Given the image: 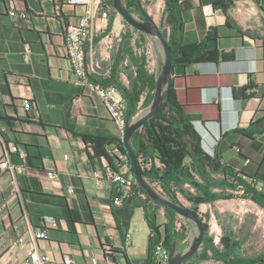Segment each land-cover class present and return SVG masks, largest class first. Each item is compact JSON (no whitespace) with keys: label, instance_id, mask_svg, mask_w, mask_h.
Masks as SVG:
<instances>
[{"label":"crops","instance_id":"0c3cea01","mask_svg":"<svg viewBox=\"0 0 264 264\" xmlns=\"http://www.w3.org/2000/svg\"><path fill=\"white\" fill-rule=\"evenodd\" d=\"M218 1L180 0L184 29L175 47L180 65L173 66L172 86L202 133L203 150L211 156L216 151L235 172L245 170L256 177L257 188L264 191V0H232L226 12L215 7ZM165 7V0H153L147 12L159 22ZM80 15L78 8L62 0H0V127L5 124L2 118L12 119L5 139L27 154L25 161L18 153L11 154L16 172L0 169V264H22L31 247H13V242L39 232L42 216L58 220V226H48V240L38 242L39 253L50 258L46 264H65L68 257L72 264H92V258L105 264L108 248L110 258L118 264H156L151 255L154 232L144 210H134L126 227L117 223L120 207L113 204L116 187L108 182L99 186L92 177L93 171L108 162L92 160V151L83 139L71 133L121 138L103 102L94 92L81 88L71 71L65 35L68 25ZM119 17L111 15L108 30L94 32L88 45L95 82L108 79L114 65L117 49L107 50L106 33L114 32L122 40L130 31L123 28ZM136 41L142 42V47L135 48V54L146 50V56L150 52L163 65L164 55L154 38L134 34L133 44ZM26 45L29 54L25 53ZM206 52L215 53L214 61L202 60ZM128 64L127 59L124 65ZM7 76H13L18 84V99L34 102L24 120L15 119ZM121 80L129 84L123 73ZM8 147L0 142V160ZM115 165L121 169L118 162ZM47 171H55L56 178L48 179ZM68 186L75 188L74 195L66 192ZM137 194L133 185L126 201ZM231 194V199L199 207L200 216L207 212L210 218L208 237L219 246L224 235L231 236L242 243L241 264L257 258L249 264H264V210L258 205L243 207L237 192ZM178 200L191 207L181 195ZM139 211L141 223L135 221ZM179 219V226L189 225ZM165 223L161 210L158 225ZM239 225L249 233L248 242L258 238L262 248H248L229 231ZM188 230L178 251L187 249L192 241L194 232ZM202 251L203 245L197 257ZM205 255L207 261L187 264L219 263L210 251Z\"/></svg>","mask_w":264,"mask_h":264},{"label":"trees","instance_id":"16d2710c","mask_svg":"<svg viewBox=\"0 0 264 264\" xmlns=\"http://www.w3.org/2000/svg\"><path fill=\"white\" fill-rule=\"evenodd\" d=\"M105 1L111 7V15L117 14L113 1ZM165 3L166 7L160 29L172 49V62L175 67L180 65V62L176 59L175 47L176 45L177 47L179 46V39L183 34L182 14L184 8L180 4V0H165ZM124 4L131 14L140 17V11L142 8L144 9V4L141 0H124ZM230 5H232V0H219L215 3V7H219L224 12ZM127 27L130 31L122 36L120 46L115 52L114 65L110 77L104 81L97 82L104 87L114 86L119 90L126 104V118L131 123L142 110L150 107L154 99L157 77L149 72L146 50L140 55L135 54V48H141L142 42L136 41L133 44L134 34H139L141 38L147 35L132 29L129 25ZM168 30H170L169 34ZM178 54L184 55L180 51ZM127 59L129 64L125 66L124 63ZM214 59V52H206L202 56V60L205 61H214ZM121 73L126 75L129 82L128 85L122 82ZM6 82L7 91L11 96V103L15 107V119L24 120L28 118L29 115L23 118L17 117V105L25 100L30 101L32 104L34 102L30 98L18 99L15 92L18 84H16L13 76H7ZM2 119L5 124L0 129L6 127L7 131L2 134L0 142L7 146L14 144L5 139L13 120L8 117ZM71 133L83 139L84 143L92 151V154H89L92 160L101 161L104 159L115 170H118L115 162L119 163L117 152L127 155L122 138L111 135L79 134L75 131H71ZM201 143L202 133L192 121L186 107L178 101L177 94L172 86L169 90L166 108L149 120L140 131L135 133L132 139V148L137 154L144 175L151 185L170 200L174 201L178 199V195H181L191 204L190 209L197 215L201 205L231 199L233 198L231 192L239 193L240 191L243 192V199L253 201L264 210V191L257 188L258 179L249 176L245 170L235 172L232 166H228L222 161L216 151L213 156L207 154L203 150ZM128 167L129 176L136 183L140 196L137 194V196H133L123 202L117 212L116 221L119 225L126 227L133 216L134 210L143 209L145 219L154 232V238L151 240V255L156 261L155 249L159 243H163L167 249L171 250L175 242L181 243L187 240L189 230L183 224L179 226V215L175 211L158 205L149 199L147 193L136 181L130 168V161ZM161 210H164V218L166 220L163 226L158 225V217ZM43 217H41V223ZM199 219L203 222V219L200 217ZM204 227L206 235L201 256L197 257L196 255L190 261H207L208 257L205 254L210 251L211 258L217 262L241 264L242 243L231 236L224 235L220 245L215 246L208 237V224L204 223ZM41 229H43V226ZM223 230L226 231L224 227ZM257 260L258 258L255 260L248 259L244 262L249 264L255 263Z\"/></svg>","mask_w":264,"mask_h":264},{"label":"built area","instance_id":"2783aa9c","mask_svg":"<svg viewBox=\"0 0 264 264\" xmlns=\"http://www.w3.org/2000/svg\"><path fill=\"white\" fill-rule=\"evenodd\" d=\"M65 4L79 8H84V13L78 16L76 22L71 24L65 35V43L67 50V58L71 66V71L76 80V83L83 88L89 89L94 92L106 107L110 118L118 127L121 138H123L125 129L129 122L126 118V104L122 94L114 86L104 87L101 84L91 79L92 69L88 62L87 48L90 43L91 37L94 32H105L108 30L109 21L111 18V7L105 0H62ZM118 14V13H117ZM119 15V14H118ZM107 50L113 51L119 48L121 37L114 32H108L105 36ZM25 53H30V47L25 46ZM147 64L149 72L158 77L161 67L155 57L148 52ZM18 118H23L33 110V104L30 101H21L18 105ZM7 131L6 127L0 129V139L2 134ZM117 152V151H115ZM18 153L22 160H26L27 154L21 150L17 145H9L7 153L0 160V169L3 171L16 172L18 167L11 161V154ZM119 165L120 170H115L109 165H105L101 169H97L92 172V177L97 181L100 186L104 182L111 183L116 187L117 194L113 198V203L117 207L123 205V202L127 199L131 187L136 185L133 178L127 175L129 170V159L127 155L120 154ZM68 159V156H65ZM126 170V171H125ZM46 176L52 180L56 178L57 173L55 171H47ZM154 187V186H153ZM155 188V187H154ZM66 192L69 195L75 194V188L68 186ZM239 193L243 194L242 191ZM161 194V193H160ZM240 203L243 207L249 208L251 205L256 204L248 199H241ZM42 226L39 232L31 234L27 239L26 237H19L14 240L13 247L23 246L29 244L31 250L28 256L24 259L22 264H46L50 261V258L45 255H41L38 251V242L48 240L47 228L48 226H58V221L53 216H44L42 219ZM130 234L127 235V241L130 239ZM105 264H118L114 259L110 258V249H106ZM170 250L167 249L163 243H159L155 249V258L157 264H169ZM92 264H99L97 258L91 259ZM72 260L68 257L65 260V264H72ZM217 264H221L220 262Z\"/></svg>","mask_w":264,"mask_h":264},{"label":"water","instance_id":"95a60500","mask_svg":"<svg viewBox=\"0 0 264 264\" xmlns=\"http://www.w3.org/2000/svg\"><path fill=\"white\" fill-rule=\"evenodd\" d=\"M115 11L124 19L132 29L154 38L164 53V63L156 80V90L154 99L150 107L141 111V113L128 124L123 136V144L127 151V157L130 161V168L133 175L142 189L147 193L149 199L156 204L167 207L175 211L179 217L192 223L196 226L197 232L193 236L192 241L187 249L178 251L179 243L175 242L173 248L170 250L169 264H187L188 261L193 260L196 254L201 250L203 241L206 235V230L203 222L199 216L183 204L180 200H170L160 194L144 175V171L140 164L139 158L132 148V139L136 132L140 131L145 124L162 112L168 103L169 90L172 87L173 79V62L172 49L160 27L156 24L153 17L145 10L141 9L140 17L131 14L124 4V0H112ZM216 264V262H213ZM227 264V263H221Z\"/></svg>","mask_w":264,"mask_h":264},{"label":"rangeland","instance_id":"374dc122","mask_svg":"<svg viewBox=\"0 0 264 264\" xmlns=\"http://www.w3.org/2000/svg\"><path fill=\"white\" fill-rule=\"evenodd\" d=\"M143 2H144V9L146 10V11H148V7L149 6H151L152 4H153V0H143ZM161 11V10H160ZM78 13L79 14H83L84 13V8H82V7H79L78 8ZM152 13L154 14V15H158V13H155L154 12V9H152ZM160 13V12H159ZM120 16V15H119ZM120 18V22H121V25H123V28L124 29H126V26L128 25V24H126V22L124 21V19L120 16L119 17ZM156 22V21H155ZM156 24L159 26V27H161L162 26V21H159V22H156ZM125 25V26H124ZM162 49V48H161ZM162 53H163V51H162ZM163 55H164V53H163ZM160 65V64H159ZM160 67H161V65H160ZM162 68V67H161ZM65 153H70V151H66ZM63 155V154H62ZM129 171V170H128ZM237 194L240 196V199H239V201L241 200V199H243V194H241V193H238L237 192ZM240 205L242 206V204L240 203ZM252 206V205H251ZM251 206H249V207H251ZM253 206H255V205H253ZM252 206V207H253ZM201 214L203 215V216H200V214H199V212H198V215H199V217L201 218V219H203V224L204 223H207L208 225H209V221H210V218H208L207 217V212H201ZM255 215V214H254ZM256 216V215H255ZM143 217H142V212L141 211H139L138 213H136V217H135V221L136 222H140L141 221V219H142ZM256 218H258V217H256ZM142 222V221H141ZM140 222V223H141ZM219 224L222 226V221H219ZM210 226V225H209ZM188 229H192L193 230V232H194V235L196 234V232H197V228H196V226L195 225H193L192 223H189V225L187 224V226H186ZM229 231H231V232H233V233H235V235L237 236V237H239L241 240H242V242L244 243V245L245 246H247L248 248H262V247H259L260 245H261V243L262 242H258L257 243V241H259L260 239H256V240H254L253 242L251 241V242H248V237H249V233L246 231V229H245V227H244V225H239L238 227H236L235 228V226H233L232 228H230L229 229ZM260 232H262V228H258L257 229V234H259L260 235V237H261V234H260Z\"/></svg>","mask_w":264,"mask_h":264}]
</instances>
